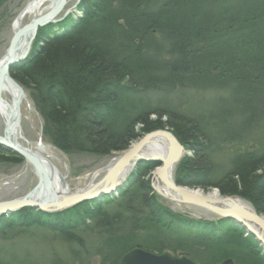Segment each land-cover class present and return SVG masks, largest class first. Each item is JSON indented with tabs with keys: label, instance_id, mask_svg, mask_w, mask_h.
Here are the masks:
<instances>
[{
	"label": "trees",
	"instance_id": "trees-1",
	"mask_svg": "<svg viewBox=\"0 0 264 264\" xmlns=\"http://www.w3.org/2000/svg\"><path fill=\"white\" fill-rule=\"evenodd\" d=\"M79 8V19L68 17L39 30L37 43L42 46L17 77L36 104L49 140L65 152L107 156L127 148L137 123L146 132L169 128L194 151V144L201 143V152L180 166L177 181L240 196L264 214V0H81ZM58 27L62 35H55ZM219 38L215 43L219 49L211 56L204 43ZM236 44L238 49L232 52L230 47ZM228 70L233 71L226 74ZM209 81L229 92L218 100L219 109L198 115L171 107L174 91H212L203 85ZM154 101L158 103L152 107ZM153 114L166 123L151 125ZM213 137L242 147L234 148V156L222 157L230 161L228 169L218 160V151L224 152ZM149 190V182H135L117 198L105 200L110 211L96 210L87 222L78 219L70 227L64 225L62 213L25 209L1 217L0 252L2 242L13 234L54 223L58 228L53 239L68 247L71 264H80L79 257L85 259L83 264H90L89 257L98 258L99 264H118L137 246L157 253L185 250L199 264H218L230 256L229 250L242 248L226 247L236 242L223 238L203 244L179 235L184 225L194 224L182 217L169 218L173 214L158 206ZM101 206L85 202L70 211L80 218ZM224 222L225 227H234ZM88 231L98 235L97 243L87 241ZM72 242L87 243L88 252L82 250L78 256L79 248L72 250ZM238 255L233 257L239 264H264L261 255L252 262L249 258L243 262L242 252ZM0 264L8 263L0 258Z\"/></svg>",
	"mask_w": 264,
	"mask_h": 264
},
{
	"label": "rangeland",
	"instance_id": "rangeland-1",
	"mask_svg": "<svg viewBox=\"0 0 264 264\" xmlns=\"http://www.w3.org/2000/svg\"><path fill=\"white\" fill-rule=\"evenodd\" d=\"M31 0H0V60L5 58L6 54L8 53L13 37H14V23L17 20L18 16L21 17V12L23 11L24 7L30 2ZM69 3L66 4L64 10L62 11L63 14H61L58 18H61L64 16L66 12H70L64 19L61 21H64L68 18V16L71 17V20H77L80 17H82V12L80 6L81 0H68ZM48 13V12H47ZM46 14V13H45ZM29 18V17H28ZM28 18L25 19V24L29 20ZM61 21L56 22L55 24L61 23ZM54 25V23L52 24ZM68 24H66L67 26ZM61 27H58L55 29V35H62L64 31H61ZM63 29H66L63 27ZM57 30V31H56ZM39 32V30H38ZM38 32L35 35V38L33 39V42L31 43V48L29 49V53L25 55L21 61L20 64H15L10 69V76L12 79H14L18 85H21L19 83V77L22 75L24 67L29 63V58L34 53V51H38L42 44L38 41ZM57 32V33H56ZM222 39H216L211 40L210 43H208L209 39L205 41L206 47L208 49L210 48L212 53H210L211 56H214L213 50H217L215 43H218ZM221 47V44H220ZM238 49V45L230 47V50L233 52ZM216 53V52H215ZM227 59H225L226 62H228V54L226 55ZM1 62V61H0ZM232 62V60H231ZM234 62V61H233ZM232 68V67H227ZM208 69V68H207ZM247 67H245L244 73L247 74ZM230 70V69H229ZM226 72V74H231L233 70ZM235 70V69H234ZM203 74H218L219 72H208L206 70H203ZM21 88L24 90L25 95L27 96V100L24 101L21 105V132L22 136L25 139V144L30 149L36 150V145L39 142H43L47 146L51 147V150L49 151V154H45V156L49 157V159L52 161V163L56 166L58 169V172L60 173V177L64 178L67 183V188L70 189V192L73 195H83L86 194L88 191L95 192V187L102 183L105 178L108 175V172L110 171L111 165H113L117 160H119L123 155L129 153L130 147L134 142H137L140 139H144L147 134L154 133L156 131L162 130L167 131L169 133L173 132L169 128L164 129H158L153 130L151 132H146L144 130V126L141 123H137L135 126V136L132 141L129 142L127 148L122 151L113 152L111 155L102 156V155H95L90 154L86 152H78V151H70L65 152L56 145L52 143L51 140L46 136L44 132V121L36 107V104L33 102L31 97H29L28 91L21 86ZM199 92V93H197ZM200 94V95H198ZM228 93H225L224 91H205L202 92L200 90L194 91V92H181L177 89V91L173 92L169 99L171 102V107H176L178 110L183 112H190L192 114H198L202 115L206 112V109L212 110V109H219L216 108L218 100L221 101L222 97H226ZM3 95V94H2ZM5 99L10 101L9 97L6 95H3ZM145 101L147 99L145 98ZM153 101V100H152ZM157 101H154L151 105L152 107H155L157 105ZM212 103V104H211ZM161 121L162 124L166 123L165 119L158 118L155 114L151 115L149 118V123L153 125L156 122ZM263 127L262 125H260ZM6 123L3 117L0 115V136L4 137L6 134ZM262 129V128H261ZM261 129H258V131H261ZM174 135V134H173ZM250 138V137H249ZM212 141L214 143L218 142L220 144L219 149L221 148L224 153H220L218 151V160L225 161V158L223 159V156H234L236 154L237 148H242L241 146H232L230 144H227L225 141L220 142V139L213 137ZM206 144V143H205ZM180 145L186 150V157L183 158V160L177 164L176 169L173 173V179L175 181V184L177 187L179 186H185L182 184H177V173H180L182 168L180 169V166L183 164V162L187 159H191L193 156H195L197 153H200L201 150L199 147H201V143L194 144L197 148L196 151H194L191 148V146H188L186 144H183L180 142ZM236 148V149H234ZM214 149V148H213ZM220 154V155H219ZM3 158L5 160H3ZM230 162V161H229ZM228 160L223 163L227 164V169L229 167ZM156 167H158L159 163H156ZM143 164L139 163L137 164L127 176H124L123 179L121 178L123 176V173L121 176L117 179L116 185L114 189L105 191L103 187L96 188L99 193H96L91 198H85L82 201L75 203L65 209H60L59 211L55 210L51 212V214H57L62 213L60 217H65L67 220L64 225H67L66 223L70 224V222H76L78 219L81 222H87L89 220V216L91 214H95L96 210L103 211H110V208L107 206L108 202H105L107 198L112 197H118V194L116 192L117 188H121V191L124 190L127 187L131 188V185L135 182L144 181L149 182L150 184V195L154 197V201L157 203L158 206L163 207L164 209L168 210L173 214L172 219H179L180 217L188 220L190 224H194L193 226L190 225H184L186 229L181 230L180 234L184 238L188 239H199L204 242H210L211 240L221 239L229 241V242H236L231 243L229 245L225 244L226 247L231 248L234 245L233 244H239L240 246L245 245L247 249H238L237 252H232L229 250L230 256L229 259H232L235 261V263H238V259L235 260L237 257H233L235 255L240 254L242 252V261L243 262H250L248 258L251 260L260 258L258 255H261V257L264 259V237L258 233V235L252 234L249 226L245 225L244 223L240 222L239 218L236 217L239 226L237 228L234 227H225V224L220 223V219L223 217L218 216L215 213L208 212L200 207L188 205L185 206L181 204L180 202L173 201L168 197V194H166V190L162 189V187L159 186V184L155 183L156 178L154 179V173L153 170L149 171L146 170L147 167H151L146 165L144 163L145 169H142L141 166ZM155 167V168H156ZM142 169L138 171V169ZM137 169V170H134ZM154 169V168H153ZM134 170V171H133ZM146 170V171H144ZM38 176L37 172L34 169L33 166L29 165L28 162L21 156L15 154L13 151L11 152V149L5 145L0 144V203L9 202L18 200L21 198H24L27 194L32 192L36 186L38 185ZM60 183V181H59ZM61 185V184H60ZM189 189L202 191L204 196H207L206 194H209L211 192L216 191L217 194L220 195L219 190L216 187H204V186H186ZM198 193L197 191H195ZM201 193V192H200ZM221 196V195H220ZM224 199L229 198V196L224 197L221 196ZM121 198L116 201V203L113 204L114 210L118 208V204L121 202ZM215 201V200H214ZM223 201V200H221ZM85 202H101L103 206L100 208L92 209V211L89 213H85L84 215L80 216V218H75L73 215L74 212L70 211L71 209L77 207L79 204L85 203ZM33 208H30L32 210ZM88 214V215H87ZM87 215V216H85ZM72 216V217H71ZM93 216V215H92ZM230 217V218H233ZM83 218V220H82ZM167 220V219H165ZM220 220V221H219ZM62 221V220H61ZM235 220H233L234 222ZM51 223L53 221H50ZM64 222V221H62ZM177 223L180 222V220L176 221ZM193 222V223H192ZM232 222V223H233ZM237 222V221H235ZM164 223V222H163ZM188 223V224H189ZM165 224V223H164ZM162 224V226L164 225ZM180 224V223H178ZM57 224L54 223L49 228H43V229H31L24 233H17L13 234L9 238H7L5 241L2 242V257L3 261L7 262L8 264H63V262H71L70 258L71 253L68 251V247L64 244V242H60L59 240L53 239V232L57 230ZM163 228V227H162ZM167 229V228H166ZM172 230L171 228H169ZM175 229V228H174ZM163 232V229L161 230ZM173 232H178L177 229L173 230ZM244 232V233H241ZM97 233V231H95ZM213 233L212 237H207L209 234ZM88 235H91V232H87ZM178 235V234H177ZM262 238H261V237ZM93 238V242L97 243L99 237L97 234L91 235ZM90 237V238H91ZM262 239V240H261ZM247 244V245H246ZM223 246V245H220ZM219 246V247H220ZM139 246L133 248L132 250H137ZM144 251V248H139L138 250ZM227 250V249H226ZM247 250H249L250 253H247ZM147 253H150L152 255H155L154 252H149L145 250ZM83 253V252H82ZM133 253L129 252L128 254ZM247 253L249 256L245 255ZM80 254V253H79ZM127 254V255H128ZM226 254V253H225ZM126 256V255H125ZM124 256V257H125ZM239 256V255H238ZM89 257V256H87ZM190 262L193 264H199L195 262L192 259H189ZM256 261V260H255ZM90 264H99V259H93V257H89ZM120 262V261H119ZM264 262V261H263ZM243 264V263H241ZM263 264V263H262Z\"/></svg>",
	"mask_w": 264,
	"mask_h": 264
},
{
	"label": "bare ground",
	"instance_id": "bare-ground-1",
	"mask_svg": "<svg viewBox=\"0 0 264 264\" xmlns=\"http://www.w3.org/2000/svg\"><path fill=\"white\" fill-rule=\"evenodd\" d=\"M59 0H31L23 9V11L21 12V18L15 21L14 23V31H18V30H22L25 26L30 25L31 22L33 21V19H36L37 17H40L42 15H44L45 13L51 11V9L55 6L58 5ZM69 3V1H68ZM70 13V12H69ZM63 13H60L57 18ZM19 17V16H18ZM29 17V18H28ZM70 17V16H68ZM28 18L29 20L27 21V23L25 24V19ZM54 21H56V18L53 19ZM62 22V21H61ZM52 24L46 25L43 28H46L48 26H50ZM55 25V23H54ZM31 28V27H30ZM42 29V28H40ZM39 29V30H40ZM37 32H34L33 30L28 29V35L26 36V38L23 40H19L17 47H18V51L15 54V57L11 60V62L15 63V66L20 64L18 61L19 60V55L21 53H24V55H27L29 53V49L31 48V43L33 42V39L35 38V34ZM29 46V47H28ZM18 53V55H17ZM8 59H10V57H8L7 55L5 56V58H3L2 60H0V72L2 71L3 67L5 66L6 62L8 61ZM10 67L8 68V77L4 80L3 82V91L2 94L6 95L7 97H9L10 101H8L7 99L4 98V96L2 95L3 101L0 103V115L3 117V119L5 120L6 123V127H7V142L12 143V147L15 146H19V148L24 149L26 151H28L29 153L33 154L36 156V158H39L40 161L42 162L43 167H45L46 172L48 173L49 176L53 177L55 179V184H54V191L56 196L59 198V200H63L64 198H67L69 195H73L70 192V189L68 188H63L60 183H59V176L60 173L58 172V169L56 168V166L52 163V161L49 159V157L45 156V154H49V151L51 150L50 146H47L46 144H44L42 141L39 142L36 145V150L35 149H30L28 148L27 145L25 144V139L22 136V132H21V105L24 101L27 100V96L25 95V92L23 89H21V85H18V83L11 78L10 76ZM218 82H219V77L216 76L215 77ZM17 83V84H16ZM218 83L215 82H211L209 81V83L204 82L203 85H205L207 88H211L212 91H224L225 93H229L228 91H225L224 88H222L221 86H216ZM202 90V89H201ZM200 90V91H201ZM194 92V91H192ZM202 92H205V90H202ZM199 93V92H197ZM200 95V94H198ZM212 104V103H211ZM12 111V113H11ZM190 113V112H189ZM192 114V113H191ZM163 119H165L163 117ZM166 120V119H165ZM152 133H149L147 135H150ZM175 136V135H174ZM1 137V136H0ZM176 137V136H175ZM5 138V137H4ZM177 139V137H176ZM177 141L180 143V141L177 139ZM182 143V142H181ZM136 145H140V147H137ZM169 142L167 140H165L164 138L161 137H157V138H153L151 140L145 141V140H138L137 142H134L132 144V146L130 147L129 150V154L124 163L126 164V167L123 171V176L121 177L123 179L124 176H127V174H129V172L132 171V169L139 163H146V165L148 166H152V168L154 169H150L149 171L153 170L154 173V179L156 178L155 183L157 182L159 184L160 187H162V189L166 190V194H168V197L173 200V201H177V197L172 195L173 193L170 192L167 188H165V186L160 182V179L162 178V173H163V168H164V162L169 154ZM12 152V150H11ZM125 154V155H127ZM124 156V155H123ZM122 156V157H123ZM121 157V158H122ZM186 157V150L182 147L181 150L179 151V153L176 156V162L175 164L168 168V170L166 171V175L167 177H169L175 184V181L173 179V173L176 169V166L178 163H180L183 158ZM118 161V160H117ZM117 161L114 163L116 164ZM217 162V158L215 160ZM159 163L158 167H156V163ZM29 165H31L30 163H28ZM113 164V165H114ZM113 165H111L110 168L113 167ZM32 166V165H31ZM156 167V168H155ZM137 170V169H134ZM133 170V171H134ZM139 171V169H138ZM159 171L160 175H157V172ZM159 176L160 178L158 179ZM163 179V178H162ZM54 181V180H53ZM61 182V181H60ZM40 183V180H38V185ZM156 183V184H157ZM177 184H181L179 181H176ZM37 185V186H38ZM176 185V184H175ZM36 186V187H37ZM177 187V186H176ZM179 190L183 191V192H187L189 194H194L197 196H201L207 199H212L217 201V203H219L218 205H220L222 208L228 207V208H232L233 213H235L232 216H223L222 219H220V223L222 224H226L224 221H227L229 223H232L233 220L237 221V222H233V226H235L236 228H238L239 226V222L244 223L245 225L249 226V229L251 231L252 234L258 235V233L260 235H262V237H264V214L259 213L258 211L255 210L253 204L247 200H245V198H242L240 196H229L230 201H228V203L224 204L222 203L221 200H224V198H222L221 196L227 197L225 195H219L217 194L216 191L211 192L209 194H206L207 196H204L202 191H198V190H193V189H189L186 186H179L177 187ZM195 191H197L198 193H196ZM117 194H119L121 192V188L118 190H116ZM201 192V193H200ZM32 192H30L29 196H33V198L27 200V203L25 204V206L23 208H20L18 210L12 211L9 214H1V217L4 216H12L17 212H21L25 209H30L32 207H29L30 205H34V204H45V202H52V199L50 196L47 195L45 190H41L38 193H34L33 195L31 194ZM38 194V196H37ZM26 195V196H27ZM25 196V197H26ZM55 201V200H54ZM182 204V203H181ZM184 205V204H183ZM185 206H188L187 204H185ZM32 210L34 211H38L39 213H43V214H51V212H53L54 209L48 208V209H39V208H33ZM241 215L243 218L248 217V216H256L257 218V223L260 224L262 227H257L254 226L253 224L249 223L248 221H244V219L238 215ZM239 218L237 220L236 217ZM233 217V218H230ZM237 225H235V224ZM67 227H70L71 225L68 224L66 225ZM93 235V234H91ZM91 235H86L87 237V241L92 242L93 243V238L91 237ZM209 237L213 236V233L208 235ZM91 237V238H90ZM261 237V236H260ZM261 237V238H262ZM262 240V239H261ZM264 242V241H262ZM72 250H77L79 248V251H77L78 256L83 255V251L85 253L88 252V248H87V243H84L79 246L80 244L72 242L71 243ZM247 245V244H246ZM248 245H242V248L247 249ZM140 247L137 248V250ZM83 250V251H82ZM106 251V250H105ZM134 250H129L126 253L123 254V256L121 257V259H119L120 262H118V264H122V261L124 259V256L127 255L129 252H133ZM142 251V249L140 250ZM147 253L145 250L142 251ZM248 253L249 250H247ZM155 256L157 257H161L164 255L163 258L167 259L170 261V258L175 259V260H181V259H192V256L190 255V253L186 252L185 250L180 251H166L163 253H157L154 252ZM2 253L0 252V258L3 260L2 257ZM80 262V264H83V262H85V259L83 257H79L78 258ZM93 259H97L96 257H93ZM71 264L70 262H63V264ZM76 263V262H75ZM218 264H237L235 263L234 260L229 259V258H225L224 260H221L220 262H218Z\"/></svg>",
	"mask_w": 264,
	"mask_h": 264
},
{
	"label": "water",
	"instance_id": "water-1",
	"mask_svg": "<svg viewBox=\"0 0 264 264\" xmlns=\"http://www.w3.org/2000/svg\"><path fill=\"white\" fill-rule=\"evenodd\" d=\"M68 3V0H59L58 5L53 7L51 9V11H49L48 13L37 17L36 19H33V21L31 22L30 25L25 26L22 30H18L14 32V37L10 46V49L8 51V53L6 54L8 57H10V59H8V61L6 62L5 66L3 67L2 71L0 72V103L3 101L2 98V91H3V82L4 80L8 77V68L12 67L15 63L11 62V60L15 57L16 52L18 51V41L21 39H25L26 36L28 35V29L33 30L34 32H38V30L40 28H43L46 25L49 24H53L56 22L61 21L62 19H64L69 12H66L64 14V16H62L61 18H57V16L62 13V11L64 10L66 4ZM21 17H18V20ZM56 18V21H54L53 19ZM31 27V28H30ZM36 35V34H35ZM34 35V36H35ZM29 47V46H28ZM18 55V53H17ZM24 53H21L19 55V60L21 61V59L24 57ZM17 84V83H16ZM22 89V88H21ZM12 113V111H11ZM7 132V128L5 129ZM7 134V133H6ZM4 135V137H0V144H5L7 145L15 154L23 157L28 163H30L34 169L37 172V176L40 180L39 185L32 191V195L34 193H38L41 190H45L47 195L51 197L52 202H45V204H34V205H30L29 207L32 208H39V209H54L53 211H59L60 209H65L75 203H78L80 201H82L85 198H91L93 197L96 193H99L98 190L96 188L98 187H103V189L105 191L114 189L117 179L121 176V174L123 173L124 169L126 167V164L124 163V161L129 158L128 155H124L122 158H120L116 164L113 165V167L110 169V171L108 172L107 177L105 178V180L102 183H99L94 189L95 192L92 191H88L86 192V194L83 195H69L67 198H64L63 200H59V198L56 196L55 191H54V184H55V179L51 176L48 175V173L45 170V167H43L42 162L40 161L39 158H36L35 155L29 153L28 151L19 148V146H15L12 147V143H8L7 142V135ZM157 137H161L164 138L165 140H167L169 142V154L164 162V168H163V173L162 178L160 179V182L165 186V188H167L170 192H172L174 196L177 197V200L182 203V204H187V205H193V206H197L200 207L208 212L211 213H215L218 216H232L235 213L231 212L232 208H222L220 205H218L219 203H217V201H214L212 199H207L201 196H197L194 194H189L187 192H183L181 190H179L176 185L174 184V182L167 177L166 175V171L168 170V168L172 167L175 162H176V156L179 153V151L181 150L182 146L180 145V143L177 141L176 137L172 134L169 133L167 131H156L148 136H146L143 140L148 141L151 140L153 138H157ZM137 147H140V145H136ZM130 159V158H129ZM160 175L159 171L157 172V175ZM158 179L160 178L159 176H157ZM54 180V181H53ZM59 180L61 181L60 184L63 188H67V183L65 181L64 178L59 176ZM68 189V188H67ZM118 190L120 188H117ZM37 194V196H38ZM30 195V194H29ZM27 195L24 198L18 199V200H14V201H9V202H4V203H0V215L1 214H9L12 211L18 210L20 208H23L25 206V204L27 203V200L33 198V196H29ZM231 198H227L224 199L222 201V203L226 204L228 203V201H230ZM55 200V201H54ZM238 215V214H237ZM240 217H242L241 215H238ZM243 218V217H242ZM257 217L256 216H248L244 219V221H248L249 223L253 224L254 226L257 227H262L260 224H258L257 222ZM163 256L161 257H157L155 255H152L150 253H145L142 252L140 250H135L133 251V253H130L128 255H126L122 261V264H193L192 262H190L188 259H181V260H175L170 258V261L163 258Z\"/></svg>",
	"mask_w": 264,
	"mask_h": 264
}]
</instances>
